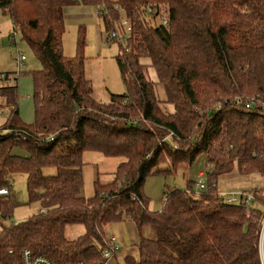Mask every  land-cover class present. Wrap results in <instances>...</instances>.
I'll return each instance as SVG.
<instances>
[{
	"label": "trees",
	"instance_id": "obj_1",
	"mask_svg": "<svg viewBox=\"0 0 264 264\" xmlns=\"http://www.w3.org/2000/svg\"><path fill=\"white\" fill-rule=\"evenodd\" d=\"M78 4L98 6L108 40L118 43L125 95L94 96L84 26L77 54H64L65 14ZM0 8L11 15V42L21 33L41 62L31 71V123L20 117L17 74L0 73V116L9 111L0 126V191L7 190L0 218L18 203L17 174L27 176L30 201L45 209L1 228L0 264H22L24 249L56 264H106L107 226L120 220L139 233L137 256L125 255V264H262L264 183L247 190L256 198L247 206L226 202L217 177L237 169L264 178V0H0ZM86 151L119 160L112 181L97 178L90 197L82 194ZM201 154L211 166L207 189L196 194L189 181L164 193L162 210L148 209L146 179ZM74 225L85 231L70 239L66 229Z\"/></svg>",
	"mask_w": 264,
	"mask_h": 264
},
{
	"label": "rangeland",
	"instance_id": "obj_2",
	"mask_svg": "<svg viewBox=\"0 0 264 264\" xmlns=\"http://www.w3.org/2000/svg\"><path fill=\"white\" fill-rule=\"evenodd\" d=\"M97 7L95 5L78 4L68 8L65 14L63 46L66 56H75L77 54L79 27L84 26L86 28L85 74L92 82L94 96L100 101L107 102L110 100L111 94L125 95L127 88L115 59V55L119 53V45L108 40V33ZM124 21H126V18L123 16L121 23L128 35L129 30ZM13 33L11 15L8 10L4 11L3 8H0V73L11 72L17 74L20 92V117L25 123H31L34 119L31 71L40 69L41 62L36 57L33 49L23 39L21 33L18 32L16 43L11 42L9 35ZM19 51L25 54V60L21 67L18 66L17 62ZM147 76L150 77L148 70ZM158 88L160 89L155 84L157 97L160 95ZM160 106L163 112H167V110L174 111L173 104H161ZM7 112L1 114L0 126L6 121L9 111ZM187 147L188 145H186ZM15 152L20 155H26L27 153L25 149L20 147L16 148ZM83 160L85 165L83 168L84 187L82 194L85 197H90L95 193L97 178L103 184L112 181L119 160L115 157H107L98 151H86ZM205 160V156L201 154L191 165L184 163L179 165L172 174L164 175L160 173L149 176L144 184V192L148 197V209L151 211L162 210L164 193L175 188L186 189L189 181H193V191L198 194L200 191L197 186L200 178L199 172L203 171L205 173L204 177L208 183V171L211 169V166L207 165ZM55 171V168H47L45 173L51 175ZM263 179L258 173L243 174L234 169L230 172L221 173L217 177V189L221 196L232 197L234 193L249 191L261 184L263 186ZM12 183L18 203L9 218H0V230L3 226L25 220L40 210H45L41 209L39 202L30 201L25 174H17ZM206 189H202V191L204 192ZM261 190V197L264 199V187ZM84 231L85 228L82 225L68 226L66 235L68 238L74 239ZM143 233L149 236L151 230L144 228ZM107 234L109 237L114 236L116 238L114 243L117 245V249L115 254L108 258L106 264H125V255L133 254L137 256L135 239L139 237V233L133 222L129 220L115 221L110 224Z\"/></svg>",
	"mask_w": 264,
	"mask_h": 264
},
{
	"label": "built area",
	"instance_id": "obj_3",
	"mask_svg": "<svg viewBox=\"0 0 264 264\" xmlns=\"http://www.w3.org/2000/svg\"><path fill=\"white\" fill-rule=\"evenodd\" d=\"M149 10L153 11L152 8H149ZM161 14L163 16L161 19L163 22H167L168 19V13L165 10H161ZM124 24L127 25L128 30H131L130 23L126 20L124 21ZM13 39H15V33L14 36H12ZM25 60V54L21 53L18 55V66L21 67ZM3 77V74H0V78ZM205 173L203 171L199 172V180L197 182L198 189H204L207 187V179L204 177ZM1 193H7L6 189H2L0 191ZM226 202L229 203H242L246 204L247 206H251L254 204V201H256L255 196L251 192H247V190L242 191L240 193H234L232 197H226L222 196ZM251 213V210H248V214ZM260 222V230H259V249H260V256L262 259V264H264V204H263V212L261 217L259 218ZM117 249V245L114 243V240L112 239V242H110L103 250V255L106 258H110L115 254V251ZM21 260L22 264H56L54 261H52L50 258L41 255V254H34V252L30 249H24L21 254Z\"/></svg>",
	"mask_w": 264,
	"mask_h": 264
},
{
	"label": "crops",
	"instance_id": "obj_4",
	"mask_svg": "<svg viewBox=\"0 0 264 264\" xmlns=\"http://www.w3.org/2000/svg\"><path fill=\"white\" fill-rule=\"evenodd\" d=\"M160 88H161V91H160V98H161L162 100H164V99H166V94H165V91H164L163 87L160 86ZM109 226H110V225L107 226V229L109 228ZM111 238H112L113 240L116 239L114 236H112ZM135 242H136V243L138 242V238L135 239Z\"/></svg>",
	"mask_w": 264,
	"mask_h": 264
}]
</instances>
